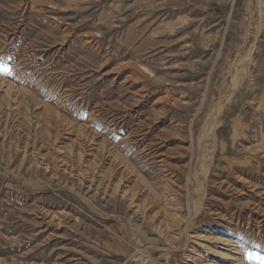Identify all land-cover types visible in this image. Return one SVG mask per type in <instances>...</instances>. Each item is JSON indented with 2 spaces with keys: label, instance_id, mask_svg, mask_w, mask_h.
Listing matches in <instances>:
<instances>
[{
  "label": "rangeland",
  "instance_id": "1",
  "mask_svg": "<svg viewBox=\"0 0 264 264\" xmlns=\"http://www.w3.org/2000/svg\"><path fill=\"white\" fill-rule=\"evenodd\" d=\"M258 2L0 0V264H264Z\"/></svg>",
  "mask_w": 264,
  "mask_h": 264
},
{
  "label": "bare ground",
  "instance_id": "2",
  "mask_svg": "<svg viewBox=\"0 0 264 264\" xmlns=\"http://www.w3.org/2000/svg\"><path fill=\"white\" fill-rule=\"evenodd\" d=\"M258 11H259V22H258V25L256 26V30H255V39H254V41H253V43L251 44V46H250V48H249V50H248V54L249 55H251V53L254 51L253 50V47H254V45H255V40H256V38L258 37V34H259V31H260V29H261V27L264 25V2H258ZM250 58L249 57H247L246 59H245V61H243L242 62V67H243V69L248 65V64H250ZM242 69V70H243ZM243 74V73H242ZM241 81H243V76L241 77V80L240 81H238V82H234V87L232 88V90H230V92L227 94L226 93V95L224 96V97H222L223 99H222V101H221V103H222V105H224V104H226L227 102H228V100L231 98V95H232V92L236 89V85L238 84H241ZM233 85V84H232ZM227 90V89H226ZM230 102V101H229ZM216 115H214V117H215ZM215 129L214 128H210V130H209V132H208V136L210 135V136H212V134H213V131H214ZM210 133V134H209Z\"/></svg>",
  "mask_w": 264,
  "mask_h": 264
},
{
  "label": "crops",
  "instance_id": "3",
  "mask_svg": "<svg viewBox=\"0 0 264 264\" xmlns=\"http://www.w3.org/2000/svg\"><path fill=\"white\" fill-rule=\"evenodd\" d=\"M264 67V66H263ZM264 70V69H263ZM262 77H263V86H264V72L262 73ZM262 98H260V104H262L263 105V108H264V90H263V93H262V96H261ZM261 115L263 114L264 115V112L263 111H261V113H260ZM237 128V127H236ZM234 130L233 131H235V128H233ZM240 130V133H242L243 131H242V129H239V126H238V128H237V130H236V132H234V134L235 133H238V131ZM233 133V132H232ZM239 134V133H238ZM237 136H232L231 138H230V140H232V138H233V140H232V142H235V141H241V139H239V138H236ZM232 157H234L233 158V160H235V156H230L229 158L231 159ZM238 157V156H237ZM232 160V159H231Z\"/></svg>",
  "mask_w": 264,
  "mask_h": 264
},
{
  "label": "trees",
  "instance_id": "4",
  "mask_svg": "<svg viewBox=\"0 0 264 264\" xmlns=\"http://www.w3.org/2000/svg\"><path fill=\"white\" fill-rule=\"evenodd\" d=\"M48 191H49L48 189L44 190V192H48Z\"/></svg>",
  "mask_w": 264,
  "mask_h": 264
}]
</instances>
